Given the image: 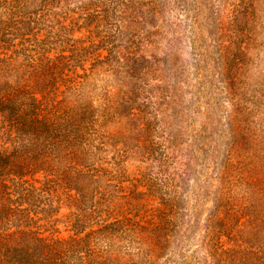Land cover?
Masks as SVG:
<instances>
[{"label": "rangeland", "instance_id": "374dc122", "mask_svg": "<svg viewBox=\"0 0 264 264\" xmlns=\"http://www.w3.org/2000/svg\"><path fill=\"white\" fill-rule=\"evenodd\" d=\"M84 3L107 11L94 30L130 66L100 70L78 98H66L98 105L110 98L117 108L98 127L105 143L100 163L111 157L116 177L100 181L105 195L96 201L103 217L125 221L117 227L122 238L100 242L99 253L108 264H227L219 251L240 245L238 255L252 264L250 250L257 256L264 250V195L247 191L226 166L232 147L264 153V0L68 5ZM17 6L18 0H0V44L18 40ZM67 212L62 206L53 216L58 238L70 234ZM151 239L159 248L152 254Z\"/></svg>", "mask_w": 264, "mask_h": 264}, {"label": "trees", "instance_id": "16d2710c", "mask_svg": "<svg viewBox=\"0 0 264 264\" xmlns=\"http://www.w3.org/2000/svg\"><path fill=\"white\" fill-rule=\"evenodd\" d=\"M30 1L18 0V40L0 44V264H108L98 245L121 239L117 227L125 219L109 220L97 207L96 195H105L100 181L116 177L111 157L104 159L107 165L100 163L105 143L98 127L117 108L110 98L101 105L80 98L68 104L66 98H78L85 81L100 70L116 73L124 65L127 72L130 66L119 62L115 45L94 30L109 18L98 4ZM250 138L254 142L255 136ZM226 169L233 179L238 174L247 191L264 195V153L232 147ZM37 173L41 176L34 179ZM91 183L96 186L89 191ZM62 206L70 231L64 239L55 236L53 217ZM225 232L221 227L217 235ZM151 241L152 254L159 248ZM236 247L219 255L227 264L232 259L247 264ZM250 254V263L264 264V250L262 256Z\"/></svg>", "mask_w": 264, "mask_h": 264}]
</instances>
